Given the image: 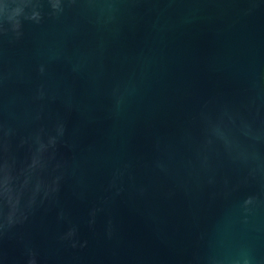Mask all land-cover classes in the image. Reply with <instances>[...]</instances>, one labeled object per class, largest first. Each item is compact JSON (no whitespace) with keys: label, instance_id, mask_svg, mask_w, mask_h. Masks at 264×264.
<instances>
[{"label":"water","instance_id":"obj_1","mask_svg":"<svg viewBox=\"0 0 264 264\" xmlns=\"http://www.w3.org/2000/svg\"><path fill=\"white\" fill-rule=\"evenodd\" d=\"M0 264H264V0H0Z\"/></svg>","mask_w":264,"mask_h":264}]
</instances>
